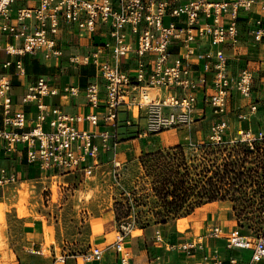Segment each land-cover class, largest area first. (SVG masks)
<instances>
[{
  "label": "built area",
  "instance_id": "obj_1",
  "mask_svg": "<svg viewBox=\"0 0 264 264\" xmlns=\"http://www.w3.org/2000/svg\"><path fill=\"white\" fill-rule=\"evenodd\" d=\"M254 4L255 0H0V37L21 41L20 47L12 45L15 50H10L9 44L0 39V53L44 59L60 57L63 53L56 44L64 26L71 27L79 37L90 39L98 33L104 39L89 56L99 69L98 81L85 90L95 113L72 115L58 108L50 113L42 98L58 92L49 89L42 77L24 97V102L36 104V117L30 119L24 112L11 113L10 82L0 76L4 108L0 141L5 150L11 152L17 143H24L28 148L27 161L38 162L43 172L58 168L73 173L81 167L88 173L94 167L91 159L97 160L102 152L115 151L117 135L113 128L119 124L131 129L133 136L144 139L169 131L190 130L205 122L209 125L206 137L210 144L241 143L251 149L264 145V104L254 101L231 110L228 106L232 91L243 99L252 97V72L242 68L230 74L229 59L218 48L226 41L233 45L238 42L241 14L250 12ZM247 28L250 40L262 39L260 19L248 17ZM206 45L213 50L200 53L198 50ZM89 57L84 58L85 63L90 61ZM206 57L213 62L196 69ZM70 60L77 62L75 57ZM12 64L21 76L25 75L21 59L6 61L3 67ZM62 91L66 96L77 95L72 87ZM99 110H103L102 116ZM230 112L237 122L256 118L258 130L237 127L231 132L226 118ZM100 118L105 124L103 129ZM84 122L93 130L80 128ZM45 125L49 130H45ZM122 165L116 158L112 160L114 170ZM16 182L15 174L0 169V190ZM141 227L133 214L117 225L111 247L119 255L120 264H129L125 239L137 234ZM221 234L218 227L211 230L212 237ZM162 238L156 232L155 241ZM197 244L185 243L181 248L190 252ZM226 248L251 250L246 264H262L264 231L256 237L233 233ZM67 256L61 254L57 261L64 262ZM103 258L101 247L90 246L87 260L103 264ZM229 264L243 263L232 257Z\"/></svg>",
  "mask_w": 264,
  "mask_h": 264
},
{
  "label": "crops",
  "instance_id": "obj_2",
  "mask_svg": "<svg viewBox=\"0 0 264 264\" xmlns=\"http://www.w3.org/2000/svg\"><path fill=\"white\" fill-rule=\"evenodd\" d=\"M248 17L260 19L264 31V0H255V4L248 13H242L239 20L240 37L238 42L233 45L226 41L220 44L227 58L229 59V73L236 74L242 68H248L253 75L252 97L243 99L237 92L232 91L228 100L229 109L235 107H244L250 102L258 101L264 104V34L260 41L253 42L248 38L247 19ZM71 27H63L57 39L56 47L62 50V56L44 59L43 57H33L29 54L25 56L8 55L0 53V76H5L10 82L9 97L11 99V113L24 112L28 118H34L38 114L35 103L24 102V97L28 94L29 88L37 84L39 78H44L49 89H55L56 95H48L42 98V101L49 105L50 113L53 108H58L65 113L72 115L85 116L89 113H95L85 97V90L89 84L98 81L99 69L89 57L95 47L104 42L100 34H96L90 39L79 37ZM3 44H10L15 47L21 46V41H14L13 38L0 37ZM177 49H171L176 52ZM213 49L204 46L198 51L203 54L209 53ZM75 57L77 62L70 58ZM89 57L88 63L84 58ZM21 59L25 67V75L21 76L15 66L12 64L9 68H4L3 63L6 61H16ZM213 62L211 58L200 60L196 69H202L204 63ZM64 87H72L77 90V95L66 96L63 93ZM0 97V127L3 126L4 108ZM201 106V105H200ZM246 111L247 109H243ZM102 116L103 110L98 111ZM234 113L226 117L231 125V132L237 127H251L258 130L256 118H250L243 122H237ZM123 115L120 118L123 119ZM100 129L104 128V121L100 118ZM208 123L196 124L190 130L185 131L184 138L204 137L207 131ZM49 130V126H44ZM80 128L93 130L88 122L80 124ZM28 128H26V131ZM116 132L117 142L115 151L101 153L97 160L91 159L92 169L103 167L104 165L112 166V160L127 163L133 162L141 155L147 154L153 150H158L168 146L171 142H177L183 138L179 131H169L164 134L152 136L160 138L158 143H142L130 132L131 129L122 127L113 128ZM189 133V134H188ZM149 138V137H147ZM146 139V138H144ZM27 146L24 143H17L13 151L8 152L4 148V142L0 141V169L6 168L9 173L16 176V183H27L30 181L42 182L43 180L65 178L67 182L79 179L83 172L81 167L73 173H67L58 168L49 169L46 172L40 170L38 162L29 163L27 161ZM97 163V166L95 164ZM84 173V172H83ZM6 189V188H5ZM5 189L0 190V201L5 198ZM223 202H209L202 206V213L197 219L192 220L188 226L181 223H151L142 225L139 232L124 241V249L129 254V264H215L220 261L222 264H229L232 257L237 258L241 263L246 264L251 259L252 251L248 249L226 248L228 237L234 233L233 217L231 209H226ZM6 207L1 204L0 208ZM20 210L13 208L7 213L6 217V235L8 237L9 248L4 249L7 257L6 264H98V261H89L86 259L90 251V246H98L104 250L103 264H120L119 255H116L111 247L115 241L113 234L114 210L107 214L110 219L102 225V230L92 233L90 236V246L83 253L77 255H68L64 262L57 261L58 254L51 253L43 256L27 255L29 260L25 263L22 261L25 250L30 252L36 251L40 254V249L44 245V227L45 223L41 218L30 212L28 215L21 216ZM113 214V215H112ZM105 218L104 216H100ZM111 220V222H110ZM218 227L222 230L220 237L211 236V230ZM162 235V241H155L156 232ZM102 234V235H101ZM100 235V236H99ZM103 238L102 241L94 240ZM200 239V242L195 241ZM199 243L190 252L182 250L181 246L185 243ZM159 260H155V257ZM3 252L0 251V261H3ZM81 260V262H80ZM264 264V261L262 262Z\"/></svg>",
  "mask_w": 264,
  "mask_h": 264
},
{
  "label": "rangeland",
  "instance_id": "obj_3",
  "mask_svg": "<svg viewBox=\"0 0 264 264\" xmlns=\"http://www.w3.org/2000/svg\"><path fill=\"white\" fill-rule=\"evenodd\" d=\"M179 133L185 135V131ZM204 134L202 138H180L116 170L108 164L82 172L72 182L59 178L10 185L5 189L6 199L0 201L6 206L0 210L4 249L9 248L6 215L13 208L21 216L30 210L39 213L46 225L40 254L26 249L24 263L29 260L27 255L83 253L94 233L92 221L108 216L112 209L111 236H116L119 222L131 214L141 226L167 222L188 226L209 202H223L224 208L231 209L234 233L260 235L264 231V145L252 149L241 143L213 145L207 142L208 131ZM159 141L150 136L142 143ZM102 239L94 237L99 242ZM4 249L0 264L7 263Z\"/></svg>",
  "mask_w": 264,
  "mask_h": 264
},
{
  "label": "bare ground",
  "instance_id": "obj_4",
  "mask_svg": "<svg viewBox=\"0 0 264 264\" xmlns=\"http://www.w3.org/2000/svg\"><path fill=\"white\" fill-rule=\"evenodd\" d=\"M8 47H9V49L10 50H15V48L14 47H12V45H8ZM31 185V184H30ZM86 187H88V184L86 185ZM29 191V193H30V196H32L31 195V193H32V191H30V190H28ZM34 205V204H33ZM31 206H32V204H31ZM35 206V205H34ZM3 208H0V210H2ZM31 211V213H33L32 211L33 210H30ZM30 213V214H31ZM108 215V214H107ZM3 219H4V216H3V214H1L0 215V222H2L3 221ZM110 219V217H105L103 220H102V218L101 219H98V220H94V221H92V225H93V231H94V233H97V232H100L103 228H102V225L105 223V222H107L108 220ZM110 222H111V220H110ZM105 225V224H104ZM102 235V234H101ZM100 236V235H99ZM5 246H6V240H5V236H4V233H3V231H1L0 230V251H2L4 248H5Z\"/></svg>",
  "mask_w": 264,
  "mask_h": 264
}]
</instances>
